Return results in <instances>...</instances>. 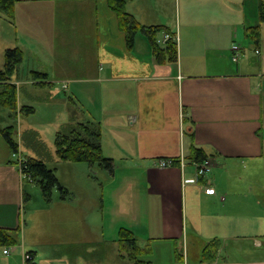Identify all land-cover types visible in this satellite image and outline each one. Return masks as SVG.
<instances>
[{"label":"crops","instance_id":"0c3cea01","mask_svg":"<svg viewBox=\"0 0 264 264\" xmlns=\"http://www.w3.org/2000/svg\"><path fill=\"white\" fill-rule=\"evenodd\" d=\"M125 7L140 25L162 26L157 38L167 29L177 36L176 62L154 61L142 31L128 47L106 0H17L13 36L0 41L3 50L19 47L27 59L14 78L17 89L60 82L72 94L64 123L99 122L103 155L113 165L138 169L125 181L143 179L144 198L135 194L125 227L136 238L142 234L150 255L169 244L171 257L181 250V264H264V22L258 0H125ZM252 26H258L256 39L247 31ZM65 28L66 36L72 30L83 36L82 44L67 48L79 56L57 65L35 61ZM26 69L47 79H26ZM51 92L46 99L60 94ZM192 143L208 155L203 176L185 158ZM25 149L21 145L24 155L39 157ZM180 156L183 166L158 163ZM34 185L22 179L0 133V226L20 227V253L0 248V264H26L23 252L37 256L25 249L39 244L21 223L32 197L42 201ZM39 207L35 239L42 232L39 210L50 209L44 202Z\"/></svg>","mask_w":264,"mask_h":264},{"label":"rangeland","instance_id":"374dc122","mask_svg":"<svg viewBox=\"0 0 264 264\" xmlns=\"http://www.w3.org/2000/svg\"><path fill=\"white\" fill-rule=\"evenodd\" d=\"M69 13L75 12L72 10ZM67 31L68 28H65V36L55 40L50 49L52 51L43 47L45 52L34 57V60L40 63L49 61L57 65L64 62L63 60H73L79 56V53L74 54L67 51V48L74 44H82L84 38L79 31L74 32V30H72V36H66ZM11 35L13 36V31L10 21L0 14V41L10 39ZM3 49L0 46V68H3L4 62ZM22 63L27 64V59H24ZM26 71L27 74L24 77L27 79L29 71L28 69ZM21 80L24 81V79ZM54 88L60 91L58 97L52 95L51 99H46V92L49 93ZM71 95V90L63 89L58 81L48 88L25 84L18 88V103L32 105L35 109L33 114L20 116L16 112L15 117L11 119L7 108L0 106V125L13 124L15 126L13 138L19 141L20 145H23L21 135L25 129L32 128L38 131L50 153V156L43 157L44 163L54 172L60 185L67 190L66 201L63 200L65 198H62L57 186L53 187L49 201L45 200L40 192L42 201L33 196L31 210L25 208L22 212V225L31 232V239L38 241L39 244L37 249L29 243L26 244L27 251L37 252L34 262L30 264H135L128 257L127 252L120 249L118 239L119 229L130 225L129 219L134 213L135 194L140 195L143 179L138 177L137 181H125L126 175L137 172L138 169L133 166L118 163L109 170L98 163L90 165L85 161L58 159L54 147L55 132L68 119L70 105L68 99ZM79 103L77 101L78 105ZM23 148L27 153L25 146ZM137 174L140 176L139 173ZM34 184L39 192V186L37 183ZM143 198V193L140 197L137 196V199L142 201ZM42 202L46 206L49 204L50 209L39 210L42 232L39 238L35 239L34 231L31 230L33 213L42 209L39 207ZM81 217L83 221L85 219L86 224L81 222ZM142 219L145 221L144 217ZM24 221L27 223L24 224ZM137 236L138 245L145 246L147 241L141 240L142 234L139 232ZM0 248H5L13 256H18L17 254L20 253L19 246H15L13 250L12 246ZM170 248L169 244L158 246L156 253L149 254L150 256L143 255L141 259L154 261V264H181L175 255L171 257L168 253ZM178 250L181 252L180 249Z\"/></svg>","mask_w":264,"mask_h":264},{"label":"trees","instance_id":"16d2710c","mask_svg":"<svg viewBox=\"0 0 264 264\" xmlns=\"http://www.w3.org/2000/svg\"><path fill=\"white\" fill-rule=\"evenodd\" d=\"M17 0H0V14L7 20L12 21L15 15V3ZM108 6L115 12L118 25L125 33L126 45L132 47L134 36L138 31H142L147 37L152 51V56L156 62H176L177 45L169 38L164 43H157V34L162 26L144 27L139 24L135 17L126 10L125 0H106ZM258 17L260 22H264V0H258ZM258 26L248 27L247 31L254 39L258 36ZM173 36L169 29L164 30ZM24 60V52L19 47H10L4 50L3 68H0V106L7 108L8 116L12 119L17 112L20 116H29L34 113V107L28 104H18L17 86L14 78L18 76L19 68ZM28 79L38 81L43 84L47 79L44 72L30 70ZM15 126L9 124L0 126V133L8 143L11 151H18V142L13 138ZM22 146L31 149L39 157L25 156L21 163L24 179L31 178L32 182L37 183L40 192L45 200L49 201L53 187L57 186L62 198L65 197L67 190L62 187L54 172L44 163L43 157L50 156L47 146L41 140L38 132L32 128L26 129L21 135ZM101 125L99 122H67L60 125L55 132L54 147L58 159L65 161H85L90 165L98 163L100 166L109 170L113 169V161L102 153L101 148ZM185 158L190 162H202L208 158V155L195 144L189 146ZM173 164L179 162L178 158H171ZM20 227L5 228L0 226V247L13 246L19 242ZM119 247L126 251L128 257L135 264H151L150 260H143L141 256L149 255L151 248L149 246H140L133 231L127 227L119 229ZM31 261L33 260V251L29 252ZM175 256L180 259V254L176 249ZM212 256L202 257L209 260ZM28 264V262H26Z\"/></svg>","mask_w":264,"mask_h":264},{"label":"built area","instance_id":"2783aa9c","mask_svg":"<svg viewBox=\"0 0 264 264\" xmlns=\"http://www.w3.org/2000/svg\"><path fill=\"white\" fill-rule=\"evenodd\" d=\"M169 38H172L175 42H177L178 38L176 35L171 36L170 33L164 32L162 34V37L160 39H157L158 43H164L166 40ZM232 50L234 51V56L233 59L236 60L238 56V48L236 45L232 46ZM13 156L15 157V163L18 166V169L20 171V174L22 176V179H24V176L22 174V169H21V163L25 160V156L23 155L21 149H20V144L18 143V151L13 153ZM159 165L160 166H172L173 160L171 158H162L159 160ZM184 164V158L183 156L179 157V163L178 165L183 166ZM195 171L197 176H203L206 172L209 171L210 163L208 159L203 160L202 162H195ZM29 182H31V178L26 179ZM4 253H7L8 251L6 249L3 250ZM23 258L25 261H30L31 260V255L29 253H23Z\"/></svg>","mask_w":264,"mask_h":264}]
</instances>
